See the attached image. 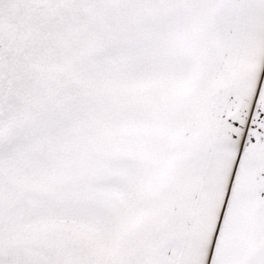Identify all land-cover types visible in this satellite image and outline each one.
Wrapping results in <instances>:
<instances>
[{"label":"snow or ice","instance_id":"6c2138e0","mask_svg":"<svg viewBox=\"0 0 264 264\" xmlns=\"http://www.w3.org/2000/svg\"><path fill=\"white\" fill-rule=\"evenodd\" d=\"M0 264H264V0H0Z\"/></svg>","mask_w":264,"mask_h":264}]
</instances>
